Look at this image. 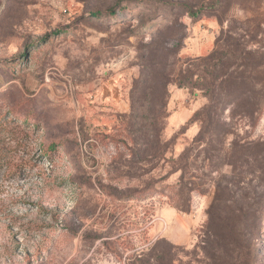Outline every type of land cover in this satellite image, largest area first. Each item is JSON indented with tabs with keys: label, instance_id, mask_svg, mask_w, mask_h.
I'll list each match as a JSON object with an SVG mask.
<instances>
[{
	"label": "rangeland",
	"instance_id": "1",
	"mask_svg": "<svg viewBox=\"0 0 264 264\" xmlns=\"http://www.w3.org/2000/svg\"><path fill=\"white\" fill-rule=\"evenodd\" d=\"M0 264H264V0H0Z\"/></svg>",
	"mask_w": 264,
	"mask_h": 264
},
{
	"label": "trees",
	"instance_id": "2",
	"mask_svg": "<svg viewBox=\"0 0 264 264\" xmlns=\"http://www.w3.org/2000/svg\"><path fill=\"white\" fill-rule=\"evenodd\" d=\"M98 13V12H97ZM97 16L99 14H94V16ZM209 99L211 103L214 102V96H209ZM185 156V153H183L180 156V159H183ZM180 168L176 169L175 171L179 170ZM177 186H179L180 192V200L177 203V206H179L183 210H189L191 208V194L193 191H195L196 188H193L190 190V195L186 198H183L182 191L184 186V174L180 177V181L178 182ZM223 193L216 194V196L213 199V202L211 203L208 214L209 218L207 221V224L205 226V234L206 238L204 239V246H202L203 252L205 254V258L219 261V263L222 261V256L228 252L226 243L224 242L225 234L223 232V219L220 215V208L222 207L223 203L225 202V199L222 197ZM230 251V250H229Z\"/></svg>",
	"mask_w": 264,
	"mask_h": 264
}]
</instances>
